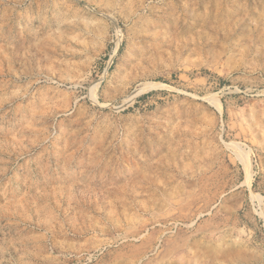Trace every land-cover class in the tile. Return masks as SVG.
I'll return each mask as SVG.
<instances>
[{
    "label": "rangeland",
    "instance_id": "374dc122",
    "mask_svg": "<svg viewBox=\"0 0 264 264\" xmlns=\"http://www.w3.org/2000/svg\"><path fill=\"white\" fill-rule=\"evenodd\" d=\"M0 264H264V0H0Z\"/></svg>",
    "mask_w": 264,
    "mask_h": 264
}]
</instances>
